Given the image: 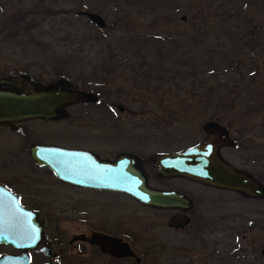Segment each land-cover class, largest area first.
Listing matches in <instances>:
<instances>
[{
  "label": "rangeland",
  "instance_id": "obj_1",
  "mask_svg": "<svg viewBox=\"0 0 264 264\" xmlns=\"http://www.w3.org/2000/svg\"><path fill=\"white\" fill-rule=\"evenodd\" d=\"M86 13L98 14L103 25ZM202 59L212 66L199 65ZM17 70L98 90L96 103L70 107L63 120H37L33 133L46 141L87 145L109 157L122 149L174 150L199 141L201 123L216 113L237 138L221 154L264 181V0H0V73ZM154 182L195 192L191 215L202 219L185 239L167 228L165 210L136 202L126 210V197L105 194L104 208L123 203L112 210L121 225L107 230L135 232V264H183L186 241L213 239L218 264H264V197L153 176ZM60 225L66 236L73 230L67 221Z\"/></svg>",
  "mask_w": 264,
  "mask_h": 264
},
{
  "label": "flooded vegetation",
  "instance_id": "obj_2",
  "mask_svg": "<svg viewBox=\"0 0 264 264\" xmlns=\"http://www.w3.org/2000/svg\"><path fill=\"white\" fill-rule=\"evenodd\" d=\"M18 72L26 73L38 80L23 70L1 72L0 75L7 76ZM89 91L95 93V101L77 102L64 106L66 115L61 118L19 120L14 128L9 123L0 121V132L6 131L2 143L4 151L0 154V264H100L99 262L102 264H131V261H133L132 264L139 263L141 257L134 248L135 232L125 231L126 234H119L117 230H107L109 229L107 226L110 224L115 223L118 225L116 227L121 225L117 211L122 208L123 203L120 206L109 205L104 208L99 201L107 197L105 194H110L111 197L118 199L126 197L124 199L126 200L124 201L126 210L130 206H134L132 203L135 204V202L139 206L165 210V225L167 218L172 214H185L187 221L183 225L178 227L166 225L170 230L183 231V238L185 239L187 235H191V229H196L199 226L202 218L191 215L192 208L197 202L195 192H187L183 188L184 185L152 183L154 176L158 180H184L203 187L216 188L181 176H160L157 174V164L151 160V156L156 153H168L183 148L154 152H148L146 147L135 148V152H133L134 150L122 149L109 157L87 145L46 141L33 133L37 132L36 128L41 125L37 120L58 122L71 115L70 107H81L83 104L91 102L96 103L98 90ZM116 108L122 110L120 105H116ZM75 116L79 115L75 113ZM37 122H39L38 125ZM221 124L226 127L228 136L234 140L235 145L221 146L220 153L226 147L235 148L237 146V138L231 136L226 124ZM98 145L101 146V144ZM44 146L83 149L100 158L110 160L114 159V156L121 151L131 152L135 154L137 164L145 172L146 183L149 187L174 190L183 193L189 200L187 202L177 201L179 206L157 208L140 203L129 194L118 190L62 181L53 170V167L59 163L60 153L45 151ZM31 148L34 149L33 152H31ZM23 159L28 160L29 163L26 162L30 166L29 169L24 166ZM147 165H149L148 168ZM33 168L41 172L37 173ZM55 184L61 185L62 188L55 189ZM70 189L73 192L76 189L77 191L90 190L97 194L93 198L90 195L76 196L70 192ZM83 197H86V200ZM114 208H117V211L112 213ZM110 211L112 215L109 213ZM115 214L117 216H114ZM93 217L96 221L91 220ZM194 218H197V221H194ZM61 221H67L73 229L68 236L65 235L66 232L60 225ZM218 244L215 239L210 243L195 241L192 243L193 246H191V242L186 241L183 245V248L185 247L183 264H218ZM190 251L191 253H189ZM141 252L144 253L145 250L143 249ZM260 256L264 258L263 255L260 254Z\"/></svg>",
  "mask_w": 264,
  "mask_h": 264
},
{
  "label": "water",
  "instance_id": "obj_3",
  "mask_svg": "<svg viewBox=\"0 0 264 264\" xmlns=\"http://www.w3.org/2000/svg\"><path fill=\"white\" fill-rule=\"evenodd\" d=\"M86 14L97 25H103L98 14ZM95 100L94 92L74 87L64 76L41 82L23 72L0 75V121L9 123L13 128L19 120L61 118L66 115L64 106ZM201 129L205 133L197 143L181 150L151 156V160L157 164V174L185 177L246 197H264V183L261 180L221 155V146L235 145L226 127L215 119H206L201 123ZM44 149L60 153L59 163L53 170L62 181L118 190L140 203L157 208L175 207L179 206L177 201L189 200L186 195L174 190L149 187L145 172L131 152L121 151L110 160L83 149L58 146H44ZM186 221L185 214L175 213L167 218L166 225L178 227ZM259 252L264 256V245Z\"/></svg>",
  "mask_w": 264,
  "mask_h": 264
},
{
  "label": "trees",
  "instance_id": "obj_4",
  "mask_svg": "<svg viewBox=\"0 0 264 264\" xmlns=\"http://www.w3.org/2000/svg\"><path fill=\"white\" fill-rule=\"evenodd\" d=\"M203 36V35H202ZM249 48H250V51H252L253 49H254V44H251L250 46H249ZM190 49H192V46H191V48ZM216 52V51H215ZM211 59V58H210ZM207 60V59H202V61L201 62H199L198 64L199 65H207V66H212L211 65V63L213 62L212 60ZM206 78V77H205ZM204 78V79H205ZM206 88H208V89H210V86H205ZM214 112V111H213ZM211 117L212 118H214L215 120H218L219 118H220V116H218L216 113H212L211 114ZM260 180V179H259ZM263 183H264V181H262Z\"/></svg>",
  "mask_w": 264,
  "mask_h": 264
}]
</instances>
